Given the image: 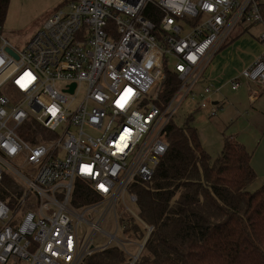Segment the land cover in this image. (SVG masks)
Returning <instances> with one entry per match:
<instances>
[{"label": "built area", "instance_id": "2783aa9c", "mask_svg": "<svg viewBox=\"0 0 264 264\" xmlns=\"http://www.w3.org/2000/svg\"><path fill=\"white\" fill-rule=\"evenodd\" d=\"M241 25L264 26V0H73L24 49L0 26V264H82L117 242L136 264L153 228L133 214L146 238L129 253L117 206L136 204L131 185L154 179L185 99L218 115L214 87L198 83ZM166 69L181 87L162 109ZM230 83L264 89V54ZM79 180L100 200L77 207Z\"/></svg>", "mask_w": 264, "mask_h": 264}, {"label": "trees", "instance_id": "16d2710c", "mask_svg": "<svg viewBox=\"0 0 264 264\" xmlns=\"http://www.w3.org/2000/svg\"><path fill=\"white\" fill-rule=\"evenodd\" d=\"M10 3L0 0L1 27ZM180 87L178 75L166 69L157 105L167 106ZM193 121L189 116L183 126L175 120L167 125L163 141L169 149L154 179L136 181L129 189L137 196V217L153 228L136 264H264V187L250 189L257 180L252 154L225 136L221 153L212 160ZM74 194L77 207L100 200L83 180ZM8 198L5 193L3 199ZM127 223L124 234L141 245L145 227L134 217ZM128 259L123 249L111 245L82 264H127Z\"/></svg>", "mask_w": 264, "mask_h": 264}, {"label": "crops", "instance_id": "0c3cea01", "mask_svg": "<svg viewBox=\"0 0 264 264\" xmlns=\"http://www.w3.org/2000/svg\"><path fill=\"white\" fill-rule=\"evenodd\" d=\"M258 26L263 28V32L264 26ZM248 27L250 26L242 25L238 29L245 31ZM260 35L257 36L256 42L250 40L249 45L245 43L247 40L233 36L234 38L232 37L219 51L212 55L197 87L198 92H201L202 88L208 85L214 87L211 95L212 104L218 106L220 111L217 113L218 115L213 117L219 116V113L224 109L226 111L222 116V128L211 127V130L207 132L198 130L201 145L207 152L214 148L216 151H222L224 137L232 136L245 146L248 152L252 154L251 165L257 175L256 182L250 188L253 191H258L260 187H264V89L243 84L238 91H233L230 82L241 76L243 71L264 54V43L261 42ZM253 92L258 93V97L254 101L250 98ZM193 102L194 105L190 106L189 115L193 116L194 121L198 115L205 119H212L208 111L198 109V100ZM229 123L231 125L227 127ZM228 128L232 130L229 135L227 134Z\"/></svg>", "mask_w": 264, "mask_h": 264}, {"label": "rangeland", "instance_id": "374dc122", "mask_svg": "<svg viewBox=\"0 0 264 264\" xmlns=\"http://www.w3.org/2000/svg\"><path fill=\"white\" fill-rule=\"evenodd\" d=\"M72 1L73 0H11L8 10V17L1 28V35L5 40H7L10 45L16 46L19 49H24L28 45L31 38L42 30L45 22L54 14V12L63 7L66 3ZM240 27H242V25ZM238 28L231 33L230 38L232 39V37L236 34L237 35L235 37H238L242 33L238 38L247 40L245 42L246 45H249L250 40L256 42L258 38L257 36H259L263 30V28L258 25L248 27V29L245 30L247 32H245L243 29L240 30ZM168 65L170 68H173L174 66L173 64H171V62H169ZM162 88L160 89V91L162 90ZM185 100L186 101L183 102L182 106L176 113L177 118L175 122L178 126H183L187 118H189L190 116V106L194 105V102L190 97ZM225 112L226 111L224 109V111H221L219 113V116L213 117L212 119H205L203 116L198 115L195 117L196 121H194V126L197 130H200L202 132L210 131L211 127L218 129L221 127V124H223L222 116L225 114ZM230 125L231 123H229L227 127ZM227 130V134L229 135L230 131L232 130L230 128H228ZM209 151L210 152L208 153H210L212 159H215L221 152L216 151L215 148ZM125 206L129 208V211L125 208ZM125 206L123 205V202H120L117 206L116 212V215L124 218V222L133 219V214H135L136 216L139 215V207H137V205L135 204H132L129 197L125 198ZM114 220L115 216L114 213H112L108 216L107 221L105 222L106 224L103 227V230L110 235L114 234L116 230V223L114 222ZM122 222L123 221L119 222L121 231L117 233V238H119V240L124 243V247L129 253L134 254L137 251V243L133 239L129 238L127 234H124V231L122 229ZM97 239L99 241L101 240V242H105V244H108V242L110 241L108 238H103L100 235ZM113 245L118 246L121 249L123 247L119 242Z\"/></svg>", "mask_w": 264, "mask_h": 264}, {"label": "water", "instance_id": "95a60500", "mask_svg": "<svg viewBox=\"0 0 264 264\" xmlns=\"http://www.w3.org/2000/svg\"><path fill=\"white\" fill-rule=\"evenodd\" d=\"M8 51L11 52L9 49H8ZM72 88H73V90H74V87H72Z\"/></svg>", "mask_w": 264, "mask_h": 264}]
</instances>
